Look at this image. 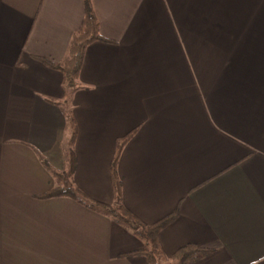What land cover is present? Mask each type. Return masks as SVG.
Wrapping results in <instances>:
<instances>
[{"label":"crops","instance_id":"crops-1","mask_svg":"<svg viewBox=\"0 0 264 264\" xmlns=\"http://www.w3.org/2000/svg\"><path fill=\"white\" fill-rule=\"evenodd\" d=\"M100 34L73 86L63 63L84 0H0V264H149L130 227L67 179L159 232L165 257L264 264V0H92ZM73 117L74 121L71 120ZM76 136L71 144L73 130ZM164 264H171L163 260Z\"/></svg>","mask_w":264,"mask_h":264},{"label":"trees","instance_id":"trees-1","mask_svg":"<svg viewBox=\"0 0 264 264\" xmlns=\"http://www.w3.org/2000/svg\"><path fill=\"white\" fill-rule=\"evenodd\" d=\"M84 4L85 13L83 21L79 29L72 36L67 59L63 63H53L44 60V62L49 66L63 71L67 80V84L71 86L74 85L75 80L78 78L83 62V55L87 45L96 40H106L100 34L99 22L95 16L92 0H84ZM71 120L74 121L73 117H71ZM75 136L76 131L74 129L72 133L71 144L73 143ZM129 137L130 135L125 137L123 141L117 145V149L111 164V175L114 194L116 197V205L102 203L90 198L67 179V176H70V174H72L75 169V158L73 149L71 148L68 150L69 168L64 174L65 177L63 178L61 173L57 174L60 175L59 177L65 179L63 181V185L52 187L47 192L39 195L38 197L48 199L57 196H68L88 208L99 210L112 216L115 221L130 227L137 234V236L145 240V247L141 249L140 252L145 255L149 264H164L163 260L170 261L171 264H191L203 258L209 252V250L193 243H189L183 247H180L169 258L165 257L159 242V232L173 217V215L167 216L153 224L146 225L122 205L120 198L121 181L117 171V162L121 148Z\"/></svg>","mask_w":264,"mask_h":264},{"label":"rangeland","instance_id":"rangeland-1","mask_svg":"<svg viewBox=\"0 0 264 264\" xmlns=\"http://www.w3.org/2000/svg\"><path fill=\"white\" fill-rule=\"evenodd\" d=\"M65 176L63 175V178H64ZM62 185H63V183H62Z\"/></svg>","mask_w":264,"mask_h":264}]
</instances>
